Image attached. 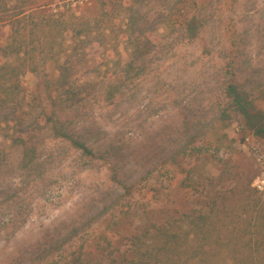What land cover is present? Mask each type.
<instances>
[{"label": "rangeland", "instance_id": "obj_1", "mask_svg": "<svg viewBox=\"0 0 264 264\" xmlns=\"http://www.w3.org/2000/svg\"><path fill=\"white\" fill-rule=\"evenodd\" d=\"M98 1L13 0L12 6L27 3L30 9L20 22L1 29L8 33L12 26L15 31L20 27L40 69L48 71L49 50L40 42L44 34L38 28L62 23L69 44L74 24L100 14ZM106 1L125 7L133 0ZM138 1L134 7L148 16L151 8L166 14L179 0ZM183 2L190 4L191 13L204 16L199 39L168 37L159 28L154 37L163 50L150 73L123 83L109 101L97 94L100 83H77V98L62 106L72 112L79 106L75 131L96 150V159H81L58 142L43 156V178L18 171L16 157L6 163L0 173V264L65 259L70 249L62 254L68 248L64 241L73 229H81L83 236L70 245L72 252L88 244L108 247L105 239H117L115 232L119 237L141 235L150 244L154 240L148 230L173 227L171 215H211V243L223 245L217 236L242 229L253 211L264 214V191L255 186L264 175V138L243 130V117L225 95L233 84L251 107L264 113V0H182L181 9ZM57 31L53 28L49 37H57ZM90 66H84L81 79L91 77ZM45 81L42 74L23 78L28 101L48 104L49 94L57 97L54 84ZM87 84H97V90L86 91ZM0 145L7 149L10 143L0 139ZM176 156L177 162L170 163ZM249 195L261 202L253 207ZM109 217L119 222L114 233L106 226ZM156 240L162 244L161 238ZM126 249L124 242L121 250ZM226 260L222 254L191 264H228Z\"/></svg>", "mask_w": 264, "mask_h": 264}, {"label": "trees", "instance_id": "obj_2", "mask_svg": "<svg viewBox=\"0 0 264 264\" xmlns=\"http://www.w3.org/2000/svg\"><path fill=\"white\" fill-rule=\"evenodd\" d=\"M181 1H177L166 14L154 13L151 8L147 16L134 7L140 3L138 0L125 7L113 1L99 0L100 14L91 13L74 24L69 44L65 38L68 31L62 23L41 25L38 29L44 35L40 42L47 45L49 51L46 55L51 60V66L45 68L48 71H43L39 67L38 55L31 50L20 27L15 31L16 27L13 29L12 26L8 33L1 29L4 24L19 21L31 4L12 6L13 0H0V139L10 143L7 149L0 145V173L6 163L16 157L18 171L29 175L37 172V176L43 178L46 175L43 156L50 145L58 142L78 153L81 159H96V150L75 131L74 120L79 116V106L73 112L62 106L77 98V83H100L97 94L104 95V100L109 101L122 89L123 83H134L150 73L162 48L154 37L159 28H163L168 37L172 34L189 41L199 39L206 27L204 16L191 13L190 4L185 2L184 8H179ZM159 16L161 19L156 20ZM53 28L58 30L55 38L49 37ZM85 65L94 69L89 79H81ZM29 73L42 74L45 83L54 84L57 97L52 99L49 94V105L27 100L22 83ZM96 87L97 84L94 88L87 84L86 91L89 88L96 91ZM225 95L231 100L232 110L243 117V130L264 138V113L251 107L233 84L226 87ZM226 120L222 119L223 122ZM177 158H171L170 163L175 164ZM250 198H253V207L261 202L258 199L257 204L253 196L247 197ZM24 217L21 214L23 221ZM168 218L170 226L176 229L154 225L153 230H148V235L153 236L150 240H154L150 244L141 235L119 237L113 229L119 222L109 217L106 226L111 233L115 232L117 239H105L108 247L88 244L72 252L70 245L77 237L83 236L81 229H73L64 241L68 248L62 254L70 249L68 256L65 259L54 257L57 259L54 264H191L195 260L203 261L206 256L222 254L227 255L228 264H264V214L260 211L248 215L242 229L217 236L218 240L223 239V245L221 242L211 243L214 237L211 215H171ZM159 238L161 245L156 242ZM119 241L120 245L114 247ZM124 242L127 249L122 251Z\"/></svg>", "mask_w": 264, "mask_h": 264}, {"label": "built area", "instance_id": "obj_3", "mask_svg": "<svg viewBox=\"0 0 264 264\" xmlns=\"http://www.w3.org/2000/svg\"><path fill=\"white\" fill-rule=\"evenodd\" d=\"M261 192L264 191V175L259 177L255 185Z\"/></svg>", "mask_w": 264, "mask_h": 264}]
</instances>
